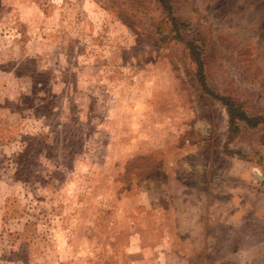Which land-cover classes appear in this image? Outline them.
Wrapping results in <instances>:
<instances>
[{
    "label": "rangeland",
    "instance_id": "374dc122",
    "mask_svg": "<svg viewBox=\"0 0 264 264\" xmlns=\"http://www.w3.org/2000/svg\"><path fill=\"white\" fill-rule=\"evenodd\" d=\"M212 89L264 117V0H177ZM154 0H0V264H264V147L202 90Z\"/></svg>",
    "mask_w": 264,
    "mask_h": 264
},
{
    "label": "trees",
    "instance_id": "16d2710c",
    "mask_svg": "<svg viewBox=\"0 0 264 264\" xmlns=\"http://www.w3.org/2000/svg\"><path fill=\"white\" fill-rule=\"evenodd\" d=\"M154 1L161 11L157 24V35L166 43L179 41L186 46L190 60L195 65V76L202 90L211 100L224 107L227 116V145L235 142L246 128L248 130H261L260 144L264 147V117L262 115H250L242 101L222 95L210 87L204 39L200 36L186 38L185 31H187L188 25L175 14L177 0Z\"/></svg>",
    "mask_w": 264,
    "mask_h": 264
}]
</instances>
